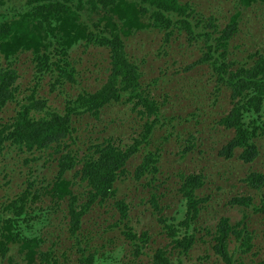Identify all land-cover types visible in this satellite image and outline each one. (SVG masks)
Instances as JSON below:
<instances>
[{
	"label": "trees",
	"instance_id": "trees-1",
	"mask_svg": "<svg viewBox=\"0 0 264 264\" xmlns=\"http://www.w3.org/2000/svg\"><path fill=\"white\" fill-rule=\"evenodd\" d=\"M232 6L220 24L195 0H0V153L14 146L24 165L18 168L20 189L5 191L0 202V261L19 264L13 258L18 256L24 264H172V255H187L196 231L204 230L215 262L264 264V244L257 247L258 233L247 224L255 214L264 225V170L251 167L264 140V29L260 37L247 33L244 56H235L230 43L241 20L255 16L264 28V0H234ZM139 31L156 32L167 45L183 36L199 53L191 64L207 63L212 78L207 82L216 91L224 89L228 105L216 123L232 134L218 154L235 156L247 168L237 179L241 190L227 194L223 206L236 208L240 218L220 215L214 225L200 224V211L215 209L217 201L210 192L199 193L202 169L187 170L176 165L178 160L161 165L158 146L148 147L154 130L170 128L167 138L175 124L161 106L166 93L156 96L150 88L157 76L145 81L144 57L138 61L126 50V41ZM76 44L84 51L91 46L107 52L105 78L94 90L78 86L81 61L70 54ZM162 44L157 54L167 57L170 50ZM43 81L49 92L61 95L62 108L48 104L40 91ZM188 82L206 89V81ZM10 103L13 113L3 118ZM112 104L125 106L118 110L124 124L133 115L136 134L125 137L117 129L81 140L74 122L84 115L100 120ZM185 140L177 154L201 157V139L188 134ZM130 158L135 160L128 166ZM51 165L55 171L48 174ZM136 187L146 189L139 197L144 207L127 192ZM64 208L55 223L53 213ZM101 209L110 216L92 214ZM204 253L202 258L210 260Z\"/></svg>",
	"mask_w": 264,
	"mask_h": 264
},
{
	"label": "rangeland",
	"instance_id": "rangeland-1",
	"mask_svg": "<svg viewBox=\"0 0 264 264\" xmlns=\"http://www.w3.org/2000/svg\"><path fill=\"white\" fill-rule=\"evenodd\" d=\"M195 1L200 3L202 10H204L206 14L212 13L218 19L220 24H223L227 20V15L232 9L234 2V0ZM254 17L255 16L251 18L252 20L250 18L243 21L241 20L238 24L241 31L238 32L230 42L232 45L231 49L233 50L235 56L240 55L241 57L246 54L244 49L246 48V43L249 41L247 33L252 32L255 36L260 37L258 31L264 29L256 20L257 18ZM161 44L162 41L160 34L156 32L141 33L139 31L126 41V50L129 56L135 57L138 61L140 57H144V62L140 65V67L145 81L151 80L150 78L157 76L150 86L152 93L156 94V96H159L161 93H166L167 101L161 105L162 109L165 114L174 116L172 120V123L175 124L174 132L165 138V134L171 129L162 127L157 128L150 136V143L148 147H153L152 149L154 150L155 145L158 146L161 153V162L159 163L161 165L165 162L178 160L179 163H176V165H185L187 170L202 169L205 177L203 185L199 189V193L210 192L214 197L213 201L217 200L218 202L216 201L214 204L216 207L215 209L209 207L200 211L198 217L200 224H215L220 215H228L231 220L238 219L240 218V212L236 208L223 206V202L227 199V194H231L237 189L241 190V184L238 183L237 179L242 176L247 166H242L240 161L237 160L235 156L230 159H224L218 154V150L222 146V143L225 142L232 134V131L228 129L222 130L220 125H217L216 123L218 114L228 105L226 98H224L225 91L224 89L216 91L213 86L214 83L211 81H208V84L207 80L212 78L210 77L209 79L210 68L207 63L191 64L199 56V53L194 46L185 42L183 36L173 37L168 45L163 42L162 45H167L170 50V55L167 57L157 54V49ZM171 53L173 54V57L171 56ZM70 54L76 60L80 59L81 61L80 68L82 73L79 78L80 80L78 86L85 87L88 90H94L99 87L105 78V67L108 65L106 50L104 48L90 46L86 51H84V47L80 44H76L71 49ZM166 58H170L169 62H165ZM189 64L190 68H184V66ZM19 66L20 68H23L25 64L21 63ZM165 67L167 70L163 73L161 70ZM188 79H197L200 82L203 80L202 83L206 81V89L203 88V90H201V86L199 85L200 83L189 84ZM25 82L27 81L23 82L22 90L25 87ZM67 89L71 92H75L76 88ZM40 91L47 96L48 104L52 107H63L61 95H59L58 91L49 92L48 86L45 85L44 81ZM193 94L199 95L197 98H194ZM124 107V105L118 104L108 105L106 109H103L104 114L103 117L101 116L100 120H96V118L89 115H84L81 119H77L74 124L78 129L77 134L82 136L80 139L86 141V135L90 138L105 135L107 136L117 129L123 131L125 137L136 134L132 132V127L135 123L133 115L129 123L124 124L122 122V115L118 114V110H121V112L126 110ZM13 110L14 104L10 103L8 107L1 112V116L3 118L10 116L13 113ZM192 113H194V115H191ZM112 114L114 115V120L109 124L107 123V126L105 127L106 122H109V120L112 119ZM87 132H89V134H87ZM188 134L195 135L201 139V142H203L201 147L204 148H202L204 153L201 157H199L196 152H193L192 155L190 151H186L184 155L182 154L183 157L177 154L178 147L185 145V137H187ZM259 147L260 154L255 161L252 162L251 167L256 170H264V140L260 141ZM2 153H0V202L2 201V195L5 191L12 194L20 189V182L23 175L20 173L18 168H24V165L21 163V156L16 155L14 146H7ZM132 158H130L127 162L128 166L131 161L135 160H131ZM42 163V159L34 163L36 168L35 172L40 171ZM49 168L50 170L48 171V174H52V172L55 171V167L51 165ZM42 171H46V169L42 168ZM145 190L146 189L144 188L136 187V190L135 188H132L131 191H127L134 204H137L138 207L142 206L139 197L145 196ZM45 200V203H48L47 198ZM257 201L258 198L256 199V202ZM64 212L65 208L64 210L57 209L56 215L53 213L55 216V223L62 219ZM92 214L101 219H104V217L108 218L110 216L103 210H96V212L93 211ZM177 216L179 219L182 217L180 214H177ZM259 219L260 218L254 214L248 218L247 224L253 233H258L255 241L257 243V247L261 248V243L264 244V233L262 232L264 225L259 224ZM192 227H190L189 230H195ZM47 228L50 231L53 230L52 226H48ZM45 229L46 228L42 227V231ZM151 229L153 230L154 228ZM195 231L194 233L197 232L196 241L189 253L182 257L178 254H173L172 264H220L219 262L217 263L214 261L212 251L209 248L211 244V237L204 235V230ZM70 243V239H65L64 245L68 246ZM231 246H233V243ZM206 250L207 253L211 255L210 260L202 258L203 255H207L204 253ZM14 253L15 250L10 252V256H13ZM69 255L71 258H76L72 251ZM13 258L14 260L16 258L19 261V264H24V261L18 256H13ZM0 264H6V261H0Z\"/></svg>",
	"mask_w": 264,
	"mask_h": 264
}]
</instances>
